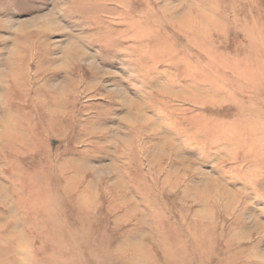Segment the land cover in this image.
<instances>
[{
	"label": "rangeland",
	"instance_id": "obj_1",
	"mask_svg": "<svg viewBox=\"0 0 264 264\" xmlns=\"http://www.w3.org/2000/svg\"><path fill=\"white\" fill-rule=\"evenodd\" d=\"M0 264H264V0H0Z\"/></svg>",
	"mask_w": 264,
	"mask_h": 264
}]
</instances>
